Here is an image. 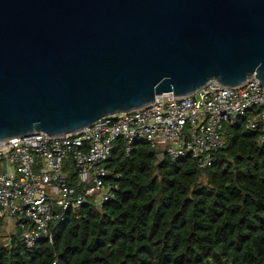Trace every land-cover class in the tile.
<instances>
[{
    "label": "water",
    "instance_id": "1",
    "mask_svg": "<svg viewBox=\"0 0 264 264\" xmlns=\"http://www.w3.org/2000/svg\"><path fill=\"white\" fill-rule=\"evenodd\" d=\"M249 77L264 87V0H0V141Z\"/></svg>",
    "mask_w": 264,
    "mask_h": 264
},
{
    "label": "trees",
    "instance_id": "2",
    "mask_svg": "<svg viewBox=\"0 0 264 264\" xmlns=\"http://www.w3.org/2000/svg\"><path fill=\"white\" fill-rule=\"evenodd\" d=\"M159 148L117 138L105 166L112 196L65 211L52 242H0V264H264V144L242 120L211 164L155 165ZM0 218H2L0 216Z\"/></svg>",
    "mask_w": 264,
    "mask_h": 264
},
{
    "label": "built area",
    "instance_id": "3",
    "mask_svg": "<svg viewBox=\"0 0 264 264\" xmlns=\"http://www.w3.org/2000/svg\"><path fill=\"white\" fill-rule=\"evenodd\" d=\"M242 120L264 144V87L249 77L236 87L208 81L193 94L156 95L140 108L106 115L75 132H33L0 141V216L33 247L52 242L50 225L65 211L112 196L105 163L122 138L129 151L142 138L171 159L190 156L198 168L211 164L224 145V128Z\"/></svg>",
    "mask_w": 264,
    "mask_h": 264
},
{
    "label": "rangeland",
    "instance_id": "4",
    "mask_svg": "<svg viewBox=\"0 0 264 264\" xmlns=\"http://www.w3.org/2000/svg\"><path fill=\"white\" fill-rule=\"evenodd\" d=\"M13 234H16V232L10 222L6 218H0V242L7 243Z\"/></svg>",
    "mask_w": 264,
    "mask_h": 264
}]
</instances>
